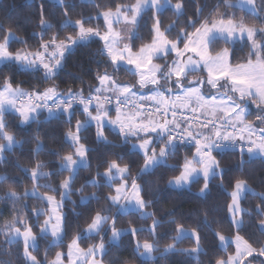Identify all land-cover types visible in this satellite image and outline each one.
Segmentation results:
<instances>
[{
    "label": "trees",
    "instance_id": "trees-1",
    "mask_svg": "<svg viewBox=\"0 0 264 264\" xmlns=\"http://www.w3.org/2000/svg\"><path fill=\"white\" fill-rule=\"evenodd\" d=\"M136 0H64L62 5H57L53 0H0V25L3 29H11L16 39L9 44L12 53L17 51H36L39 49L41 33L43 41H48L52 36L58 35L64 39L68 35H75L73 25L62 27L65 21H76L77 19L88 20L86 27L99 28L104 30L103 20L95 19L100 13L108 10L115 11L117 5L132 6ZM183 5V15L177 16L171 8H166L159 16L161 30L174 25L173 30L168 34L170 40H175L182 29L194 32L195 28L187 27L188 22L195 21V27L207 20L223 18L225 22L231 19L239 23L243 19L249 27L257 30L264 27V0H256L260 15L256 16L249 12L242 11L237 7H228V3L234 0H180ZM176 4L177 0H171ZM46 24L52 25L50 29L44 30L41 26V18ZM155 22L154 13L148 10L143 13L136 35L131 42L134 51L143 45L151 42L152 28ZM0 30V42H3L5 31ZM259 39H263L261 33ZM183 47V44H180ZM102 42L94 38L86 44L77 45L63 58V67L51 80H45L43 73L39 71H25L15 64H6L0 67V88L4 85L5 78H10L13 87H18L26 93L43 92L49 87H55L59 94H66L69 89L88 97L94 93L98 86L97 75L113 71L109 59L101 55ZM228 48L231 52L230 64L237 66L245 64L253 56L250 55V47L247 43L236 42L234 44L217 40L211 53L216 54ZM172 57H168L171 60ZM164 62V61H161ZM125 68L116 73V81L119 84L135 85L134 74L125 71ZM250 101V100H248ZM253 110L247 114V121L254 126L264 127L258 115H264L250 101ZM264 107V106H262ZM107 108V107H106ZM95 109V108H94ZM92 109L91 111L94 112ZM74 115L69 122L65 113L55 116H48L45 112L39 114L36 120L28 125H21L20 118L12 113L5 114L4 123L7 131L19 142L11 151L5 152L4 158L0 159V175L8 177V180L0 183V230L6 224H11L17 217L23 219L28 226H32L34 233L39 234L40 227L48 214V205L41 203L33 197L24 198V193L30 192L33 187L31 170L37 164H42L40 171L50 173L47 177L39 179L42 186L38 193L54 195L60 198L61 182L69 176L67 170L61 168L63 157L67 154H74V147L66 141V133L75 131L76 121L86 119L82 108H73ZM97 128L95 125H88L81 130V143L88 149L87 166L79 168L71 183L69 198L64 201L62 212L64 214V234L60 245H50L49 238L39 240V248L35 255L40 260L52 258L58 250H65L68 244L77 236L81 235L91 223L92 217L97 212L112 218H116L115 227L118 229L135 228L137 233L125 234L119 244H107L106 253L103 256L105 264H216L218 259L226 258L232 252V246L227 251L219 247V240L216 233L233 237L239 234L254 249L259 250L264 244V233L259 230V223L264 221V159L260 157H247L243 164H240L239 157L233 153L215 154L213 157L223 171V176L217 175L211 180L205 195L200 194L203 187V180L191 184L190 188L183 190L171 189L168 184L174 177L180 175L182 165L186 159H191L195 149L178 146L175 154L168 157L166 165L156 167L152 172L141 175L137 183L142 188V196L149 207L146 208L152 215L146 219L141 218L139 213L130 212L122 215L117 212L115 206L107 200L113 194V186L109 187L103 178L105 169L113 159L118 160L121 167L124 164L130 166L128 182L132 177L137 176L143 166V156L132 149L130 142H124L118 131L110 127H104L106 141H98L96 137ZM5 141L0 139V144ZM37 145H40L37 149ZM157 149H159L157 147ZM27 169V173H25ZM99 179L97 186L89 181ZM237 180H244L255 191V195L247 194L242 201L243 225L236 230L228 216L230 204V193L234 189ZM15 181V183H12ZM115 184H118L116 181ZM48 185V188L43 187ZM114 185V184H113ZM55 189V191H52ZM16 191L21 199L13 202L6 194L9 191ZM95 194V195H94ZM94 196V198H93ZM82 197H88L82 203ZM27 205L25 209L23 206ZM40 210L45 215L39 219L33 214L34 210ZM108 220V221H109ZM153 220L157 221L154 234L150 231ZM182 226L186 230H195L199 235V243L202 251L198 257H191L187 251L195 247L194 239L185 237L175 242L176 229ZM104 229V228H103ZM101 239H81V245L86 246L92 242L96 245ZM106 240V239H104ZM135 240L140 242H153L156 246V258L151 261L143 260L135 251ZM0 231V264H27L22 254V244L17 242L9 245ZM175 245V251L162 255V250ZM255 264H258L257 262Z\"/></svg>",
    "mask_w": 264,
    "mask_h": 264
},
{
    "label": "snow or ice",
    "instance_id": "snow-or-ice-1",
    "mask_svg": "<svg viewBox=\"0 0 264 264\" xmlns=\"http://www.w3.org/2000/svg\"><path fill=\"white\" fill-rule=\"evenodd\" d=\"M171 4V0H136V3L131 7L117 5L115 11H104L99 15L103 16L105 31L97 27H86V23H90L91 19L87 21L84 19H77L73 26L75 35H68L64 39H59L58 35H53L48 41H43V32L41 33L42 43L39 49L35 52H21L17 51L12 53L9 50V40L14 37L11 35V29L4 30L0 25V30L5 31L3 42H0V65L14 63L19 65L23 70L39 71L43 70L44 79H53L58 71L63 67V58L65 53L70 52L74 47L81 44H86L98 38L103 42V50L101 55H107L113 66V71L110 74L105 71L103 74L97 75L98 86L94 89V93L90 92L89 97H85L82 92H73L71 89L66 94H59L55 87H49L43 92L25 93L18 87L13 88L10 78H5L4 85L0 88V139L6 141V144H0V159L4 151L13 148L18 141H16L6 129L7 125L4 123L3 117L9 109L15 110L21 118L22 123L30 122L39 116V109H47L49 116L57 114L55 110L62 111L67 114L69 122L74 115L73 106L76 103L82 105L83 113L86 116L84 121L77 120L75 132L69 130L66 133L68 139L72 141V146L75 151L74 154L70 153L63 157L61 168L69 172V177L64 179L60 184L61 202H57L54 195H39L38 189L42 187L39 184V179L50 175L48 172L40 171L43 167L42 164H37L31 170V178L33 187L31 192H25L24 198L33 197L41 203L47 202L48 212L52 213L46 215L43 224L40 227L39 234H35L32 226H27L21 229L18 225L25 223L19 217L15 218L11 224L5 225V230L9 233L7 243L12 245L17 243L19 239L23 238L24 243V256L29 264H40L32 252L38 250L39 240L47 239L49 233L52 237L51 244L55 245L63 239V221L64 217L59 213L62 207V201L67 198L71 190V183L75 178L77 170L82 166H87V153L88 149L81 143L80 132L82 129L88 127L91 122L96 123L97 139H105L104 126L105 121L108 124L118 128L119 134L123 137L124 142L127 143L130 137H135L138 141L133 144V149H138L143 154V166L137 176L132 177V182L129 187L127 184L128 173L130 166L124 164L120 166L118 160L123 157H117L108 163L107 168L103 174V178L107 181L109 187L120 181L119 184L113 189L114 194H110L107 200L116 207L118 213L127 212H140L141 218L146 219L152 214L144 211L149 207V202H146L142 196V188L137 183L141 175L152 172L156 167L166 165L169 156L175 154L179 145L187 143H195L196 151L192 159H186L182 165V171L179 176L174 177L169 181L170 187L183 188L203 177V187L200 189V194H206L210 182L217 176V169L219 164L213 157L214 150H226L235 147V140H243L244 136L237 137L234 133L228 132L229 126L236 128L238 124H242L245 113L246 105L241 103L246 99L256 103V106L264 113V40L259 39L260 33H264V27L257 29L247 26L243 19L239 23H234L229 19L227 22L223 18L216 20L213 19L211 23L205 20L199 27H195V21H189L187 27L195 28L194 32H188L185 29L177 35L175 40H170L168 34L173 30L174 25H169L168 28L161 30L159 16ZM228 7H238L242 11L255 13L256 3L255 0H236V3H228ZM175 14L179 17L183 15V5L180 0L173 6ZM151 9L154 13L155 22L152 28V39L148 44L143 45L138 51H134L130 43L125 42L123 34L115 29V25L119 24L121 20L126 25L136 26L139 24L140 18L143 13ZM99 15L95 19H99ZM70 24L65 21L62 27ZM42 29L47 30L52 27L46 24L41 18ZM129 39L135 36V32L129 29ZM247 36L248 41L252 45V53L255 54L256 59L253 61L251 58L247 64L237 65L232 67L230 65L231 52L228 48L216 53L211 54L213 44L218 40H224L225 43L234 42L237 35L242 39ZM183 44V48L179 45ZM191 53L192 55H185ZM174 55L175 59L171 63L167 62V58ZM154 60H164L163 64L154 63ZM124 65L130 67L125 68L137 76V85L139 89H145L152 85L151 95L145 96L141 94V100H152L157 105L155 112L159 115L153 119L152 113L147 114L145 118L144 112H131L127 113L122 110V105L128 102L130 96H136L137 93L133 91L137 85L119 84L116 81V73H118ZM133 69L135 70L133 72ZM207 71V80H188L187 86L185 81L187 77L198 71ZM174 78V79H173ZM164 82L166 88L161 85ZM207 85L210 89L215 90L217 94L211 95L210 100L206 97L202 88ZM174 90H178L174 93ZM111 93L112 95H108ZM233 94H238L237 96ZM175 95V101L179 104L172 102L171 98ZM123 97V99H121ZM116 101V117L111 118L110 111L105 107L106 103H111L112 100ZM51 100L53 103L49 105L47 102ZM35 101V102H34ZM95 101V114L90 110L93 102ZM19 105V106H18ZM179 106L181 110L191 109L193 113L200 112L201 109H211L213 115L219 111L222 115L217 116L215 119H208L201 121L195 125L198 128H211L208 133L194 130V124L188 122L182 123L176 119V108ZM137 107L142 108V105ZM171 112L172 119L168 118ZM185 121L189 118L185 116ZM199 119V117H195ZM262 123H264V115H258ZM240 132H247L249 140L247 145L241 144L240 151L243 154L246 150L250 157L255 156L257 153L264 156V128L256 132V128L251 125H245L240 129ZM257 135V140H252L251 136ZM213 136L215 139H213ZM40 145H37L39 149ZM157 147L159 151L157 152ZM27 173V169L24 170ZM221 178L223 171L220 170ZM99 174L97 179L89 181L93 186H97ZM8 180L7 176L0 175V183ZM15 183V181H12ZM43 187L48 188V185ZM52 191H55L53 189ZM252 190L246 186L244 180H237L234 189L231 192V203L229 204V212L233 217V225L239 230L243 222L236 217L243 214V209L240 207V201L243 196ZM95 195V194H94ZM255 195V193H253ZM9 200L13 202L20 200L21 196L16 191H9L6 194ZM94 198V196H93ZM88 197H82V203L86 202ZM264 202V197H261ZM125 201V203H121ZM25 209L27 205L23 206ZM259 212H264V209L258 208ZM37 219L45 213L40 210H34L33 213ZM55 220V223H53ZM109 217L97 212L88 224L86 232L91 235L92 233L100 234L104 225L108 222ZM116 218H112L111 225V240L110 243H115L123 234L115 227ZM158 222L153 220V231L157 227ZM264 224V221H262ZM264 231V228L261 229ZM132 235L135 236L137 229L131 228ZM176 239H182L188 235L183 230L182 226L176 229ZM196 238L197 246L191 249L192 253H198L199 248V235L197 231L193 230L191 233ZM216 236L220 241V247L226 248L230 243L236 245V253L228 256L227 260L218 259L216 264H244L248 257L254 254L264 256V248L258 251L252 248L247 242L243 241L239 235H236L234 240L229 241L224 235L217 232ZM77 239L74 238L68 245L69 260L72 259L73 248L77 245ZM142 247L144 254H150L154 250V246L147 241L142 245L137 244V250ZM173 245H169L165 250L171 251ZM79 251V250H78ZM106 249L101 237L100 242L90 247L86 253H82L84 264H98L95 259L97 254L101 257L105 255ZM61 253L56 254L55 260L51 264H59ZM91 257V260H89ZM249 264H252L249 261ZM260 264H264L261 261Z\"/></svg>",
    "mask_w": 264,
    "mask_h": 264
},
{
    "label": "rangeland",
    "instance_id": "rangeland-1",
    "mask_svg": "<svg viewBox=\"0 0 264 264\" xmlns=\"http://www.w3.org/2000/svg\"><path fill=\"white\" fill-rule=\"evenodd\" d=\"M78 1H81V2H85V1H87V0H78ZM53 2L55 3V4H57V5H62L63 3H64V0H53ZM136 3V2H135ZM134 3V4H135ZM233 4H235L236 3V0H234V2H232ZM255 3H256V0H255ZM133 4V5H134ZM175 4H173V3H171L170 4V6L169 7H167V8H171V9H173L174 11H175V9H174V6ZM127 7H131V6H127ZM238 8V7H237ZM240 9V8H239ZM148 10H151V9H148ZM148 10H146L145 12H147ZM144 12V13H145ZM245 12H248V11H246L245 10ZM249 13H251V14H253L252 12H249ZM255 13L256 14H254V15H256V16H259V17H261V15H260V11H259V8H258V6L256 5V9H255ZM99 18H101L102 20H103V16L102 15H99ZM141 19V18H140ZM70 22V24L71 25H73L74 26V24H75V21L74 22H72V21H69ZM234 23H236V22H234ZM103 24H104V20H103ZM139 25V24H138ZM138 25H136V26H132V25H126L124 22H123V20H121V22L119 23V24H117V25H115V29L117 30V31H120L122 34H123V38H124V41L125 42H128V43H130V45H131V42H132V40H133V38L135 37H132L131 39H129V36H130V32H129V29H132L134 32H135V35H136V30H137V27H138ZM103 31H105V26H104V30H102L101 32H103ZM258 32H259V30H257ZM11 35L14 37L13 39H10L9 40V44H10V42L12 41V40H14V39H16V35L14 34V33H12L11 32ZM261 36H262V40H264V33H261ZM218 40H220V39H218ZM261 40V39H260ZM222 41H224V40H222ZM102 42V41H101ZM236 42H240V43H247L248 45H249V47H250V51H251V53H252V45H251V42L250 41H248V39H247V36H246V34H245V36L241 39L240 37H239V35H237V38L235 39V41L234 42H230L229 44H234V43H236ZM102 44H103V42H102ZM180 46V45H179ZM183 48V47H182ZM140 49V48H139ZM138 49V50H139ZM102 50H103V48H102ZM137 50V51H138ZM21 52H35V51H26V50H23V51H21ZM69 52H67V53H65V56L68 54ZM212 54V53H211ZM186 56L187 55H192L191 53H186L185 54ZM214 55V54H213ZM252 56H253V61H255V59H256V56H255V54H251ZM105 56H107L106 54H105ZM169 57H172V59L171 60H168V58H167V62L168 63H171V61L173 60V59H175V56L174 55H170ZM108 58V57H107ZM109 59V58H108ZM110 61V60H109ZM161 61H164V60H154L153 62L154 63H160V64H163L164 62H161ZM63 62V61H62ZM8 64H14V63H8ZM245 64H247V63H245ZM6 65V64H5ZM15 65H17V64H15ZM231 65V64H230ZM1 66H3V65H0V67ZM19 68H21L19 65H17ZM232 66V65H231ZM128 67H130V66H128V65H124L123 66V68H128ZM232 67H235V66H232ZM22 69V68H21ZM23 70V69H22ZM28 71H32V70H28ZM42 73H43V70L41 69L40 70ZM135 70L133 69V72H134ZM59 72V71H58ZM43 75H44V73H43ZM135 76V81H136V84L135 85H137V76L136 75H134ZM174 79V78H173ZM200 79H203V80H207V71L205 70V71H198V72H196V73H192V74H190L188 77H187V80L185 81V85L187 86V81L188 80H200ZM161 85L164 87V88H166V85L164 84V82L163 81H161ZM13 87V86H12ZM152 85H149L147 88H145V89H139V87H138V85L135 87V88H133V91L134 92H136L137 93V95L136 96H130V97H137V96H140L141 94H143V95H145V96H150L151 95V91H150V89H152ZM13 88H16V87H13ZM20 89V88H19ZM21 91H23L22 89H20ZM176 91H178V90H174V93L176 92ZM23 92H25V91H23ZM202 92H203V94L206 96V97H208L209 98V101H210V103H211V100H210V97H211V95H215V94H217L216 92H215V90H212V89H210L207 85H205L203 88H202ZM26 93V92H25ZM108 95H111V93H108ZM233 95H235V96H237V98H238V94H233ZM171 100H172V102H175V103H177V105L179 104V102L178 101H175V95H173L172 96V98H171ZM249 99H246L245 101H242L241 103H244L245 105H246V113H245V117H244V120H243V123L242 124H238L237 125V127L236 128H233V129H235L237 132H240V129L241 128H243L245 125H251V126H253V127H255L256 128V132L257 133H259V129L260 128H264V127H260V126H254L252 123H250L249 121H247V114L250 112V111H252L253 110V107L251 108V106L249 105L250 104V101H248ZM19 106V105H18ZM177 107H179V106H177ZM190 109V108H189ZM189 109H185V110H189ZM39 112H40V114L42 113V111H41V109H39L38 110ZM8 113H12V114H15V115H17L19 118H20V116H19V114L17 113V112H15V110H12V109H9L8 111H6V113L5 114H8ZM63 113V112H62ZM201 113L203 114V115H205V116H208V117H210V118H213V119H215L217 116H219V115H222L219 111H217L216 113H215V115H213V113L211 112V109L210 108H208V109H201ZM4 114V115H5ZM38 117V116H37ZM36 117V118H37ZM116 117V116H115ZM145 118H147V117H145ZM115 119V118H114ZM205 119H207V118H205ZM34 120H36V119H34ZM33 120H31L30 122H27V123H22V121H21V118H20V122H21V125H28V124H30L31 122H32ZM105 123V126L104 127H110L111 129H113V130H115V131H118L119 132V130H118V128H114V126H112V125H110V124H108L107 123V121H105L104 122ZM89 125H95L96 126V123L95 122H91ZM83 130V129H82ZM75 132V131H74ZM241 133V132H240ZM243 134H246V135H249L247 132H243ZM252 136H254V138L255 139H253V140H256V137H257V135H252ZM96 137H97V132H96ZM105 137V136H104ZM17 141V140H16ZM66 141H68L71 145H72V141L70 140V139H68L67 138V136H66ZM100 141H105V139H101ZM129 142H130V144H131V147H132V149H133V144H137L138 143V141L136 140V138L135 137H130L129 138ZM7 142L5 141V143L4 144H6ZM19 145V142L15 145V146H18ZM14 146V147H15ZM13 147V148H14ZM13 148H11V149H9V150H6V151H4L3 152V154H2V159L4 158V156H5V152H7V151H11ZM75 150V149H74ZM135 150H137L138 152H139V150L138 149H135ZM159 150H157V152H158ZM140 153V152H139ZM142 156H143V154L142 153H140ZM255 157H260V158H262V159H264V156H262V155H260V154H256L255 155ZM193 158V157H192ZM191 158V159H192ZM215 158V157H214ZM1 159V160H2ZM217 161V160H216ZM82 167H85V166H82ZM82 167H80V168H82ZM217 175H220L219 173H220V169L218 168L217 169ZM69 177V176H68ZM67 177V178H68ZM173 180V179H172ZM199 180H203V177L201 176L200 178H199ZM118 181V184L120 183V181L119 180H117ZM107 182V181H106ZM194 183V182H193ZM127 184L129 185V187H130V185H131V183H129L128 182V180H127ZM192 184V183H191ZM191 184L190 185H186V186H184L183 188H178V187H170L169 186V184H168V186L171 188V189H175V190H183V189H188V188H190V186H191ZM117 184H114V185H112L113 186V189L115 188V186H116ZM246 186L248 187V188H250L252 191L251 192H248V193H246L244 196H243V199L240 201V207L242 208V201L244 200V198L246 197V195L247 194H253V193H255V191L252 189V187H250L247 183H246ZM31 192V191H30ZM70 192H71V190H70ZM207 192V191H206ZM70 194V193H69ZM113 194H114V191H113ZM39 195H41L42 196V194H40L39 193ZM230 196H231V193H230ZM56 198V197H55ZM69 198V195L67 196V198H65L63 201H62V207H63V204H64V201L66 200V199H68ZM231 198V197H230ZM56 201L57 202H61V195H60V198L59 199H57L56 198ZM81 201H82V199H81ZM44 203H46L47 204V202L45 201ZM121 203H125V201H121ZM230 203H231V200H230ZM62 207H61V209L59 210V213L58 214H60V215H62L63 217H64V214H63V212H62ZM243 209V208H242ZM144 211L145 212H147V213H150V212H148L147 210H146V208L144 209ZM128 213H130V212H127V213H120V214H122V215H125V214H128ZM134 213H139L140 214V212H134ZM243 213H244V209H243ZM49 214H52V213H49L48 212V214L47 215H49ZM141 215V214H140ZM228 216H229V219H230V221H231V223H232V225H233V217H232V214L229 212V207H228ZM46 218V217H45ZM237 219H240V220H242V222H243V214L242 215H240V216H238V217H236ZM53 223H55V220H53ZM63 223H64V221H63ZM43 224V223H42ZM111 225H112V221H108L105 225H104V229H102L101 230V233L100 234H96V233H92L91 235H89L87 232H86V229L84 230V232L81 234V235H79V236H77V237H75V238H78L77 239V245L73 248V250H72V252H73V255H72V259L71 260H69V255H68V253H69V248H68V246H67V248L65 249V250H58L56 253H55V255L52 257V258H50V259H48V261H46V260H40L36 255H35V252L36 251H34V252H32V255H34L35 257H36V259H37V261H39L40 262V264H51V262L53 261V260H55V258H56V254L59 252V253H61L62 255H61V259H60V262H59V264H84V259H83V256L81 255L82 253H86L87 252V250L90 248V247H93V246H95V244L92 242V240H90L91 242L90 243H88L86 246H83V245H81V239H92V238H97V237H99V235H101V237L103 236V240L104 239H106V240H104V244H105V249H106V246H107V244H114V245H117V244H119V242H120V239L122 238V236H124L125 234H132V232H131V228H128V229H118V230H120L123 234L120 236V238H119V240L118 241H116L115 243H110V240H111V235H112V233H111ZM153 225V224H152ZM21 229H23V228H25V227H27L28 225L26 224V223H23V224H19L18 225ZM233 227L237 230V228L233 225ZM258 227H259V230L260 231H262L261 229L262 228H264V224H262V223H259V225H258ZM185 232H187L188 233V235L186 236V237H190V238H192V239H194V241H195V247L197 246V241H196V238L195 237H193L192 235H191V233L193 232L192 230H186V229H183ZM2 233H4V237H5V239L7 240V237H8V235H9V233L5 230V227L4 228H1V230H0ZM150 231L154 234V231H153V229H152V226H151V228H150ZM40 232V231H39ZM263 233H264V231H262ZM63 233H64V227H63ZM236 235H239V234H236ZM236 235H234L233 237H227V236H225L229 241H232V240H234V238L236 237ZM176 236H177V234H176ZM240 236V235H239ZM241 237V236H240ZM48 238H49V242H50V245H52L53 246V244H51V240H52V237H51V235H50V233H49V236H48ZM185 238V237H184ZM242 238V237H241ZM183 239V238H182ZM101 240V239H100ZM181 239H179V240H177L176 239V237H175V242H179ZM219 240V239H218ZM242 240L243 241H245L246 242V240L245 239H243L242 238ZM19 243H21L22 244V254H23V257H24V259H25V256H24V243H23V238L21 237L20 239H19V241H18ZM62 242V241H61ZM61 242L60 243H58V244H55L54 246H57V245H60L61 244ZM72 242V241H71ZM70 242V243H71ZM100 242V241H99ZM98 242V243H99ZM69 243V244H70ZM97 243V244H98ZM140 244V245H142L144 242H140V241H138V240H135V251L137 252V254L139 255V257L141 258V259H143V260H146V261H151V260H154L155 258H156V255H155V249H156V246H155V244L153 243V242H148V243H151L153 246H154V250L150 253V254H144V249L142 248V247H140V249L139 250H137V244ZM68 244V245H69ZM96 244V245H97ZM229 246H232V252H230V253H228L227 254V256H226V258H224V260H227V258H228V256H230V255H234L235 253H236V245L234 244V243H230L226 248H221L220 247V241H219V247H220V249L221 250H223V251H227V249H228V247ZM168 248V246L167 247H165L163 250H162V252H161V254L162 255H165V254H168V253H171V252H173V251H175V245L173 244V248H172V250L171 251H165L166 249ZM199 248H200V251L198 252V253H192L191 252V250H189V251H187V253H189L190 254V256L191 257H194V258H196V257H198V254L202 251V248H201V245H200V243H199ZM262 248H264V244H263V246H262ZM79 250V251H78ZM258 251V250H257ZM104 256V255H103ZM95 259L98 261V264H105L104 263V261H103V257H101L99 254H97V256L95 257ZM89 260H91V257H89ZM25 261H26V259H25ZM249 261H251L252 262V264H255L256 262L258 263V264H260V262L261 261H264V256H258V255H253L252 257H248L247 258V260H245L244 261V264H249ZM26 263L27 264H29V262L28 261H26Z\"/></svg>",
    "mask_w": 264,
    "mask_h": 264
},
{
    "label": "built area",
    "instance_id": "built-area-1",
    "mask_svg": "<svg viewBox=\"0 0 264 264\" xmlns=\"http://www.w3.org/2000/svg\"><path fill=\"white\" fill-rule=\"evenodd\" d=\"M121 99H123V97H121ZM47 103L49 105H51L53 103V101L49 100ZM138 105H142L143 107L139 108V107H137ZM156 106L157 105L152 100H150V101L149 100H141L139 97H129L128 102L126 104L122 105L121 107H122L123 111L144 112L145 117H147V114L149 112H151L153 114L152 116H154L156 118L159 115L158 113L155 112ZM78 107L82 108V105H80L79 103H76L73 106V108H78ZM105 107L116 109L117 105H116L115 99H113L111 103H106ZM94 108H95V101L93 102L90 110H92ZM41 110L44 111L49 116V113H48L47 109H43L42 108ZM175 110L177 112L176 119L180 120L182 123L187 124L188 122H192L194 124V129H197V130H199L201 132H204L205 130H208V129L211 128V125H209V128H203V129L195 127V125L199 124L201 121L208 120V119L201 118L198 115L199 112L193 113L191 111V109H189V110H185V109L181 110L179 107H177ZM54 111H56L57 114L62 113V111H57L55 109H54ZM185 116H187L189 118V121H185V119H184ZM195 117H199V119L197 120V119H195ZM168 118L172 119L171 112H169ZM227 131L235 134V131H234V129L231 126H229L227 128ZM251 139L253 140L255 138L251 137ZM256 140H257V137H256ZM234 143H235V147L234 148H229V149H226V150H223V151L219 150V149H216V150L213 151L212 155L214 156L215 154H221V153H233V154L238 155L240 164H243L245 162L246 158L249 157V154H248V152L246 150V147H245V151L242 154L241 151H240V147L239 146L241 144H244L246 146L247 143H248V140L237 139V140H235ZM179 146L186 147V148H193V149L196 150V146H195L194 142H192V143H187L186 142L185 144L179 145Z\"/></svg>",
    "mask_w": 264,
    "mask_h": 264
},
{
    "label": "crops",
    "instance_id": "crops-1",
    "mask_svg": "<svg viewBox=\"0 0 264 264\" xmlns=\"http://www.w3.org/2000/svg\"><path fill=\"white\" fill-rule=\"evenodd\" d=\"M111 95H112V94H111ZM107 109L110 111L111 118L114 119L115 116H116V109H112V108H107ZM93 111H94L93 114H95V109H94ZM124 112L131 113V112H133V111H130V112H129V111H124ZM198 115H199L201 118H204V119H205V118H207V119H213V118H210V117H208V116L203 115V114L201 113V110H200V112L198 113ZM151 118L155 119V117H151ZM194 130L199 131V130H197V129H194ZM234 131H235V135H236L237 137H239L240 135H243L245 140H249V135H246V134H243V133L237 132L235 129H234ZM208 132H209V129L204 131V133H208ZM251 137H252V136H251ZM213 139H215L214 136H213ZM157 150H159V149H157Z\"/></svg>",
    "mask_w": 264,
    "mask_h": 264
}]
</instances>
